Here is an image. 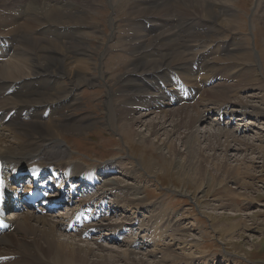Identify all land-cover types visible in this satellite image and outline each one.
I'll list each match as a JSON object with an SVG mask.
<instances>
[{
  "label": "bare ground",
  "instance_id": "bare-ground-1",
  "mask_svg": "<svg viewBox=\"0 0 264 264\" xmlns=\"http://www.w3.org/2000/svg\"><path fill=\"white\" fill-rule=\"evenodd\" d=\"M102 1L114 11L109 19L111 33L107 43L103 40L107 33L101 32L98 25L103 17L99 11ZM121 2L127 4L124 11ZM235 2L0 0V201L3 209L8 210L13 206L7 204L16 196L24 203L35 193L44 197L40 210L25 206L24 211L6 220L4 210L0 212L4 228L0 233V264H153L137 255L135 240L130 242L127 253L105 254L104 247L92 236L104 229L119 241L118 232L128 230L122 226L110 231L111 225L97 221L96 213L73 212L60 219L47 215V210L64 203L62 197L53 198L52 205L47 203L51 195L46 188L56 180L62 181L57 186L60 190L64 185L70 188L71 181L84 185L91 179L90 186L96 183L102 191L99 202L94 205L102 204V212L108 209L113 214L120 211L115 207L129 208L144 202L139 196L141 186L121 185L107 178L117 167L107 163L98 165L95 171L86 170L74 160V151L66 141L67 136H82L98 124L92 115L78 114L86 106L80 92L88 86L100 85V79L111 81L121 66L127 68L119 74L115 85L107 87L101 81L104 90L109 88L105 94L103 125L111 131L119 129L130 148L129 143L138 139L148 150L160 151L161 160L156 161L164 167L169 165L163 158L167 152L176 160L179 182L183 187L192 186L199 194L204 187L213 189L232 180L238 168L228 164V154L221 161L217 156L224 144V152L232 149L230 132L218 128L200 134L198 128L214 112L223 117L237 115L264 121L261 107L239 97L242 91L250 89L252 79L262 82L261 74L252 65L254 53L239 44V38L226 40L224 37L229 26L241 28L230 11ZM29 38L42 39V44L30 48ZM102 42L109 45L108 52L128 53H101ZM105 55L110 58L106 59L105 70L99 77L83 70V67L99 70L95 57L105 59ZM216 81L223 83L216 85ZM177 104L185 105L181 114L175 112L177 119L147 120L145 131L136 129L145 116L139 110L150 112ZM189 109L196 113H189ZM257 125L247 123L246 127ZM258 141L260 145L252 147L244 143L241 150L257 153V158L264 160L262 135ZM181 152L183 157L179 156ZM153 166L150 163L145 170L151 171ZM22 174H28L29 180L35 179L36 184L12 185L11 179ZM43 175L52 177L43 179ZM100 175L108 176L101 178ZM241 195L248 200L247 193ZM139 214L142 218L143 210ZM222 214H213L214 231L232 236L239 226L234 222L237 217ZM144 216L148 218L146 223L142 224L139 217L138 221L140 229L149 231L146 238L168 234L175 240L184 236L180 221L163 222L167 212L154 214L150 210ZM13 218L15 221L11 222ZM224 219L229 220V226L221 223ZM90 240L95 246H91Z\"/></svg>",
  "mask_w": 264,
  "mask_h": 264
},
{
  "label": "rangeland",
  "instance_id": "rangeland-1",
  "mask_svg": "<svg viewBox=\"0 0 264 264\" xmlns=\"http://www.w3.org/2000/svg\"><path fill=\"white\" fill-rule=\"evenodd\" d=\"M104 1L106 2V0ZM121 5H124V7L121 6L124 11L127 4L121 2ZM103 6L104 9H102ZM263 6L264 0H236L233 7L230 8V11L233 15L232 19L238 21L241 28L238 30L234 25L229 26V31L224 37L226 40L239 38V40H237L239 44L253 51L254 62L252 65L257 72L261 74L260 79L262 82H258L256 78L252 79L248 85L251 90L242 91L239 97H241L240 99L244 102L250 100L253 105L261 107L264 111ZM99 11L103 14V17L98 25L100 26L101 32L102 30L106 31L107 35L103 36V33H101V36L104 37L103 40L107 43L108 36L111 33L109 19L111 21V16L114 14V11L109 4L103 1ZM262 22L263 24H261ZM29 40L30 48L42 44L40 41L42 39L29 38ZM104 42H102L104 45L100 49L101 53H124L123 55L128 53L120 49L119 52H108L106 49L109 45ZM1 47L2 43L0 42V50ZM104 58L105 59H100L98 56L95 57V63L99 66V70H87L86 67H83V70L89 71L92 77H99L100 72L105 70L106 62H108L107 60L110 57L105 55ZM125 66L126 65L121 66L119 72L113 74L111 81L106 82L100 79V85L96 87L88 86L80 92L81 95L83 94L82 99L86 106L81 107V110H78V114H90L95 120H98V124L93 131L82 136L73 135L66 137L67 143L71 146L70 150L74 151L72 152L75 158L74 160L87 168L86 170H93L98 165L109 163L112 164L113 167H117L118 170L109 173V176L107 175L108 177L106 175L105 177L101 175L103 178L107 177L113 179L121 185L132 184L141 186L139 196L144 198L142 205H132L129 206V208H126L124 205L119 207L114 206L120 209V211L111 214L109 210L106 209V213L103 212L105 213L103 214L104 217L100 220V222L105 225H111L109 228L110 231L122 226L127 228L128 231L126 232H118L121 240L116 241L112 239L111 233L104 229H102L101 232L95 233L92 237H95V239L100 242L99 244L104 247V253H110V255L127 253V251L131 249L129 247L130 242L135 240L137 243V255L139 257L142 256V258L149 260L153 264H264V160L258 159L257 153H245L244 150H241V148L243 149V146H245L243 145L244 143H247L249 147L260 145V141L258 140L261 135L264 138V131L261 133L259 129L261 128L264 130V121L254 118L243 119L237 115L222 117L215 112L206 116L207 118L199 124L198 129L200 134L204 133L203 131L218 128L228 130L232 136V138L229 139L232 149L228 150V152H224L226 150V146H224L226 144H224L221 146L222 148L219 149L217 156L221 161L228 154V164L233 168L237 167L238 171L232 175L234 176L232 180H227L223 185H217L213 187V189L204 187L202 189L203 192L199 194L192 186L183 187L182 183L179 182L180 177L177 172L178 168H176V160L173 157L171 158L167 152H164L166 156L163 158L166 159L169 165L164 167L159 161H156L158 159L161 160L162 154L160 151L148 150L146 145L138 142V139H136L137 141L135 140L136 143H129V146H131L130 148L125 144L126 141L120 134L119 129L111 131L103 125L102 119L105 116V94L109 88L104 90V88H102L104 85H102L101 81H103L107 87L115 85L119 74L126 71L127 66ZM110 82L112 85H109ZM220 83L223 82L218 81L216 85ZM210 87H212V85ZM241 87L245 89V86ZM183 107H185V105H170L161 110L153 109L150 112L141 109L139 110L140 115L145 116L142 123L136 129L145 131L147 128L146 125L148 124L147 120L149 122H158L162 120L167 121V119H175L177 117L176 113L181 114ZM189 113L192 114L196 112L189 109ZM253 122L259 125H257L256 128L255 126L246 127L247 123ZM167 127H169V122L166 124V128ZM181 130L184 131V128ZM163 132L165 133V130ZM180 150L182 151V148H180ZM209 152L210 151H207V153ZM181 153L180 155L178 153V155H182L183 157L184 154L183 152ZM168 160H170V163ZM150 163H154L151 171L145 170ZM59 184L60 181L57 182V186H59ZM53 185L54 184H52V186ZM76 185H78V183H76L75 186ZM89 186L90 184L86 182L84 185L80 184L79 188H77L78 194L75 198H73L71 187L66 188L64 185L63 193L59 191L58 188H53L55 194L56 192L57 195H59L58 193H61L60 195L63 194L70 199V202L58 208L56 211L49 212L47 215L54 219H60V217L63 218V216H66L69 212H71L69 215L71 216L73 212L81 211L87 204L91 205L94 203L93 205H95L98 203L102 191L99 190L98 186H93L92 188ZM240 193H247L248 200ZM234 195H236L235 198H233ZM112 206L113 203L110 205V208H113ZM141 210H143L142 218L139 214ZM150 210L154 214H165V212H167L168 216H166L163 222H166V219L170 221H180L179 224H181V229H185L183 233L184 236L177 237L175 240L169 237L168 234L161 235L155 239L146 238L149 231L140 229L141 224L138 221V217L142 224L146 223L148 218L144 215H148V211ZM213 214H222L225 217L228 216L232 218L237 217L234 218V222L239 223V226L237 225L238 227L233 231L235 234H232V236L222 235V233L214 231L215 224ZM12 215H15V213L12 212L10 217H12ZM218 217L220 216L218 215ZM129 218L134 220H130ZM221 220L222 218L220 217L219 221ZM221 223L224 226H229L230 224L227 219H224ZM133 231H135V235H133ZM59 235L63 239H67L63 237L62 234ZM88 242L91 246H95L93 244L94 241L90 240Z\"/></svg>",
  "mask_w": 264,
  "mask_h": 264
}]
</instances>
